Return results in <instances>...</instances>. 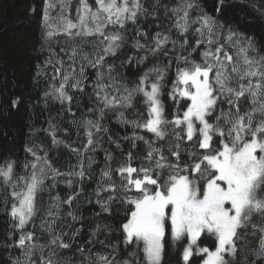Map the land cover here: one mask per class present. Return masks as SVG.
<instances>
[{
  "label": "snow or ice",
  "instance_id": "snow-or-ice-1",
  "mask_svg": "<svg viewBox=\"0 0 264 264\" xmlns=\"http://www.w3.org/2000/svg\"><path fill=\"white\" fill-rule=\"evenodd\" d=\"M58 6L53 17L55 5L44 2L49 54L36 75H50L46 101L70 113L86 141L74 146L58 139L60 129L50 119L45 131L52 146L75 153V166L61 171L47 146L35 143L25 148L31 157L22 165L26 174L17 173V160L0 164V200L13 222L6 247L17 252L10 264H75L62 251L72 247L79 229L65 241L67 231L56 225L66 223L64 205L72 221L83 219L73 205L83 182L94 178L90 152L105 137L120 148L106 123L112 118L133 130L121 139L133 149L137 142L145 147L136 155L129 150L115 166L105 150L92 195L102 212L111 214L113 202L123 206V250L110 245L112 252L95 264H164L169 244L177 248L179 264H264V55L253 37L223 31L198 0L171 7L162 0H77L74 15L72 0H58ZM161 8L172 20L167 30ZM149 18L154 27L145 26ZM129 46L135 52L120 59ZM154 58L159 62L151 63ZM146 62L150 66L131 82L121 71ZM88 69L95 74L91 80ZM79 94L90 104L77 121ZM19 103L12 100L13 107ZM61 178L79 191L52 195Z\"/></svg>",
  "mask_w": 264,
  "mask_h": 264
},
{
  "label": "trees",
  "instance_id": "trees-1",
  "mask_svg": "<svg viewBox=\"0 0 264 264\" xmlns=\"http://www.w3.org/2000/svg\"><path fill=\"white\" fill-rule=\"evenodd\" d=\"M44 2L45 0H0V164L9 158L17 160L16 171L18 174H26L22 165L26 158L31 159V157L25 148L34 143L47 146L55 166L61 171H67L70 166L77 164V155L69 148L63 145L58 148L52 146L51 137L45 131L49 127L50 119L60 129L57 133L58 139H63L74 146L80 141H86L82 129L79 137L77 136V127L71 114L65 112L58 102L52 101L50 98L46 101L45 91L49 90L50 75L39 77L36 75L37 66H42L49 54L42 27ZM51 2L55 5L51 10V15L55 17L59 11L58 0H51ZM89 2L92 3L93 0H89ZM198 2L203 12L214 17L219 24L224 26L223 31L226 32L231 28L253 37L260 54L264 55V0H224L223 4L220 3V0H198ZM162 3H167L171 7L178 3V0H162ZM76 4L77 0H72V15L75 14ZM195 14L194 12L193 15ZM160 20L163 29L167 30L172 26V20L165 19L163 8L160 9ZM144 23L145 26L154 27L151 18ZM133 31L130 27L129 36L133 34ZM59 39L63 40L64 37L61 36ZM54 47L58 50V46ZM133 52H135L134 48L126 47L120 54V59L126 58ZM193 55L198 58V53ZM120 59L116 60L117 65H119ZM161 59L164 62L167 60V58ZM156 62L159 61L155 58L151 61V63ZM147 66H150V63L146 62L139 68L126 67L121 71L131 82L137 79L143 68ZM48 72L51 74V68L48 69ZM94 75V71L88 69L90 80L94 78ZM52 83L58 85V82ZM85 92L90 94L91 89L86 88ZM77 98L81 107L79 111L73 107V111L76 112L78 121L82 114L86 113L90 101L86 94H79ZM14 99L20 101L15 107L12 106ZM162 99L166 107L171 105L172 102L167 96ZM106 123L112 138L120 140V148L109 143L105 137L104 142L95 151L90 152L94 161L92 165L94 178L83 182V191L80 192L73 205L77 215L82 216L83 219L72 221L71 217L66 214L68 206L64 205L65 212L61 220L66 223L58 221L56 225L57 231L61 228L67 231L68 235L64 237L65 241H69L73 232L79 229V234L75 236L72 247L62 251V255L75 261V264H95L99 255H108L112 252L113 249L110 245H119L123 250L122 236L118 231V226L124 221L123 206L118 202H113L111 214L102 212L100 206L95 203L92 193L96 188V178L99 176L100 169L105 165V150L112 152L114 157L112 163L115 166L129 150L136 155L137 151L143 150L145 146L142 142H137V149H133L129 141L121 139L131 135L133 131L131 127L118 123L114 118L108 119ZM140 134L151 138L150 133L141 132ZM140 154L143 152L141 151ZM139 162L135 160L134 166ZM73 191H79V188L67 187L61 178L57 187L52 190V195L59 194L64 198ZM2 195L3 193L0 191V197ZM42 196L46 202L49 198L47 190ZM12 223L11 217L4 210L3 202L0 200V264H10V256L17 255L15 249L6 247V244L10 243ZM105 226L110 227L111 231H107ZM97 227L100 228L99 232L96 231ZM94 232L95 236H93ZM89 241L92 242L89 243ZM252 243L254 245V241ZM205 246H208V241H205ZM77 248H83L85 251L81 253L77 251ZM117 259H120V256H117ZM164 264H179V252L170 244L166 251Z\"/></svg>",
  "mask_w": 264,
  "mask_h": 264
}]
</instances>
